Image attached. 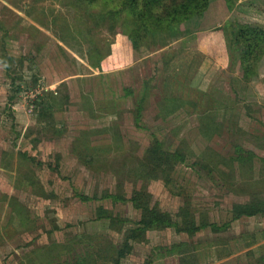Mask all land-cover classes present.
<instances>
[{
  "label": "rangeland",
  "instance_id": "rangeland-1",
  "mask_svg": "<svg viewBox=\"0 0 264 264\" xmlns=\"http://www.w3.org/2000/svg\"><path fill=\"white\" fill-rule=\"evenodd\" d=\"M227 21L264 27V0H210L164 45L150 39L138 49L120 21L94 23L71 0H0V264H61L89 252L95 264H113L106 251L140 218L129 197L142 188L175 221L188 206L196 223L226 229L207 226L192 237L150 230L147 243L132 240L122 264H143L154 245L181 240L196 242L198 264L264 255V214L232 218L234 202L264 197V55L244 79ZM5 53L23 65L8 70ZM155 137L201 163L179 162L167 183L141 178ZM237 146L252 160L237 161ZM99 206L119 219L98 216ZM53 242L65 244L55 260L46 249Z\"/></svg>",
  "mask_w": 264,
  "mask_h": 264
},
{
  "label": "trees",
  "instance_id": "trees-1",
  "mask_svg": "<svg viewBox=\"0 0 264 264\" xmlns=\"http://www.w3.org/2000/svg\"><path fill=\"white\" fill-rule=\"evenodd\" d=\"M74 6L84 10V15L91 19L94 23H103L106 19L109 26L113 27L120 21L122 31L128 35L133 48L138 49L140 45L146 44L147 40L154 42L162 41V45L168 40L167 34L176 24H182L189 19L197 16H202L207 9L210 0H71ZM231 5V0H227ZM99 7L97 12H92L90 9ZM98 21V22H97ZM0 27H3L0 24ZM224 27H228L231 33L230 42L233 50L236 51L238 63L243 72V78L248 80L258 72L259 63L264 55V27L261 25L242 23L238 21H227ZM124 28V30H123ZM228 32V31H227ZM6 35V31L4 32ZM159 40V41H157ZM5 67L10 70L11 62L23 65L24 57L16 59L13 55L5 53ZM99 61V60H98ZM97 62V68H100V63ZM43 108L48 111L52 104L41 103ZM178 100L171 99L169 106L173 110L177 107ZM142 109V105L137 107L136 119L138 113ZM166 111V110H165ZM169 111V110H168ZM171 111V110H170ZM49 112V111H48ZM24 155V153H22ZM188 154L183 148L175 149L164 148L162 142L156 137L151 141L146 148L141 163V178L151 180L154 178H162L165 183L170 182V171L179 163H188L197 165L199 160L188 162ZM254 152L245 150L241 146L236 147L235 159L241 164H246L252 160ZM264 159V157H263ZM203 170L212 172L214 167L208 163L203 164ZM111 196V194H107ZM150 193L146 189L134 190L129 200L140 210V218L136 220L133 227L125 230V238L121 246H113L106 252L113 264H122V258L127 257L133 249L132 240L139 242H148V232L150 230H160L167 227H174L178 232H186L190 237L194 236L200 229L211 226L216 230L226 229L225 225H217L202 221L196 223L192 220L188 206L181 209V221H175L171 214L161 209L158 204H150ZM113 198L127 200L123 195L117 193L112 194ZM258 213L264 214V197L258 192H252L246 201L234 202L232 204V218L237 219L242 216H252ZM98 216L112 220L119 219L114 217L110 211H106L104 207L99 206ZM53 242L46 246L51 259H57L60 246L63 243ZM54 247V248H52ZM58 247V248H57ZM196 242L192 240H181L173 242L169 245H154L150 254L147 255L143 264H150L155 257H164L166 255H177L178 264H198V253H196ZM37 252V251H36ZM82 257H76L73 260L68 259L61 264H95L92 260V255L84 253ZM48 257H46L47 259ZM44 262L43 259L40 260ZM230 261H225L220 264H228ZM49 264V262H48ZM251 264H264V255H261Z\"/></svg>",
  "mask_w": 264,
  "mask_h": 264
}]
</instances>
